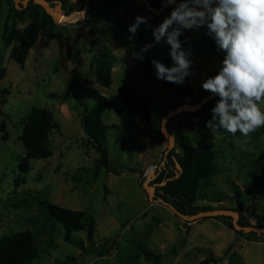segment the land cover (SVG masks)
<instances>
[{
    "label": "rangeland",
    "instance_id": "374dc122",
    "mask_svg": "<svg viewBox=\"0 0 264 264\" xmlns=\"http://www.w3.org/2000/svg\"><path fill=\"white\" fill-rule=\"evenodd\" d=\"M58 1L63 3L64 16L51 26L55 37L43 42L40 35L23 66L11 57L13 43L2 38L11 2L0 0V68H7V75L0 79V122L7 123L10 133L0 144V238L32 231L39 249L33 264H59L69 257H75L70 264H199L213 256L225 258L212 264H230L228 252L240 264H264L263 233L238 234L225 218L184 220L167 203L150 200L143 186L147 170L151 165L159 168L169 144L161 138L158 119L171 108L199 102L210 93L202 82L216 74L224 56L212 38L203 28L184 32L180 38L187 37L194 49L193 74L183 84L171 83L156 78L152 63L160 60L172 65L166 43L149 48L143 61L132 53L154 43V29L170 15L174 4L165 0L160 8H149L148 0H91L94 15L92 23L85 25L77 23L85 17L81 0H65L66 6L64 0L51 3L55 6ZM69 3L77 9L69 12ZM138 15L147 22L129 39L128 26ZM18 25L24 27L20 21ZM104 46L118 57L110 87L103 86L95 74L96 57ZM75 76L110 100L102 117L111 126L105 142L108 166L100 163L101 153L89 142L85 129L86 116L97 102L77 93ZM69 83L75 91H67ZM126 87L136 90L131 106ZM145 101L155 119L148 121L139 114ZM34 106L48 108L59 127L50 135L53 154L30 157L29 170L24 171L20 163L26 147L20 136ZM198 121L187 111L168 124L180 152L183 143L203 136L216 150L217 173L204 185L198 203L214 209L236 207L231 197L238 187L243 190L245 214L254 225L264 226V126L244 137L239 132L199 129ZM131 166L144 174L130 170ZM245 186L251 187L252 194L244 191ZM48 203L85 210L95 220L93 241L86 230H72L74 241H68L69 231L50 217ZM145 250L161 258L147 256Z\"/></svg>",
    "mask_w": 264,
    "mask_h": 264
},
{
    "label": "trees",
    "instance_id": "16d2710c",
    "mask_svg": "<svg viewBox=\"0 0 264 264\" xmlns=\"http://www.w3.org/2000/svg\"><path fill=\"white\" fill-rule=\"evenodd\" d=\"M164 1L165 0H148L153 8H160ZM10 2L11 12L4 22L2 38L8 44L13 43L11 57L24 66L30 50L35 47L40 35H42L43 42H45L46 39H53L55 37L51 29V26L55 21L53 17L47 13L44 7L34 2V0H30L27 6L20 4L21 8L17 7L14 0H10ZM64 3L66 6L67 4L65 0ZM80 7L85 8V17L77 23L90 25L94 15L92 2L81 0ZM68 8V11L72 12L77 9V6L69 3ZM150 13L153 12L150 11ZM19 21L24 24V27L18 25ZM189 46L190 40L185 44V47ZM167 59L169 61L171 60L169 54ZM117 60V55L108 46H104V48L99 51V54L96 57L97 65L95 74L98 81L103 86L110 87L113 84L112 73ZM6 75L7 68L3 66L0 68V79H3ZM74 81L79 88V90H77L78 94H81L82 96L86 95L95 99L97 102L86 116L85 129L86 133L91 138L89 142L95 144L96 148L101 153L100 163L108 166L109 156L105 142L111 126L104 123L102 117L110 100L98 89L83 85L76 76L74 77ZM73 89V84L69 83L67 91H75V89ZM126 89L128 95L127 102L128 105L131 106V100L133 95L136 94V90L134 87H126ZM177 90L180 95H184L185 92L183 89L177 86ZM51 96H56V94H52ZM217 99L218 97H215L205 103L203 107L195 112H191L192 115L199 118V121L197 122L199 129L207 128L206 121L211 117L210 109ZM138 112L148 121L155 119L157 116L151 110L148 101H145L139 107ZM163 118L164 117L161 116L158 120L162 122ZM58 127L59 123L54 120L53 114L48 108L40 106H34L32 108L24 123L22 134L20 136V139L26 147V155L20 163V168L22 170H29L28 159L30 157L48 158L53 154L50 144V135L53 129ZM160 135L162 140H166L162 130L160 131ZM9 137L10 133L7 123L1 121L0 144L2 141L8 140ZM166 149L163 152L159 168L156 170V177L150 182V184L156 185V198H162L165 203L173 204L177 209L186 214H195L199 211L214 209L209 204L201 205L198 203L200 196H202L201 191L203 190L204 185L208 184L209 178L215 175L218 170L216 150L213 148L208 138L203 136L196 142L183 143L182 152L179 151L177 145H175L168 154H165ZM178 164L182 166V170H179ZM130 170L139 172L140 175L144 174V170L138 167L131 166ZM250 188V186L244 187V191L249 195L252 194ZM235 189V195L231 198L235 200L236 207L230 209L240 211L241 224L253 225L249 215L247 216L245 214V204L241 198L243 190L238 187H235ZM156 198H154V201ZM46 208L52 219L60 222L67 228L69 231L66 235L68 241H74L69 234L72 230H86L88 239L93 241L96 232L95 220L90 217L85 210L72 209L56 203H48ZM216 217L225 218L229 227L235 230L230 216L220 215ZM236 232L238 234L245 233L244 231L237 230ZM145 253L147 256L155 259L161 258L160 255L153 254L149 250H145ZM228 256L230 258V264H240L239 260L236 259L235 254L233 255L228 252ZM38 257L39 249L35 244V235L32 231L24 230L0 238V264H33L34 260ZM224 258L225 257L223 256H213L201 260L199 264L218 263ZM70 259L73 260L75 257H69L67 260L62 261L59 264H70Z\"/></svg>",
    "mask_w": 264,
    "mask_h": 264
},
{
    "label": "clouds",
    "instance_id": "9594fccd",
    "mask_svg": "<svg viewBox=\"0 0 264 264\" xmlns=\"http://www.w3.org/2000/svg\"><path fill=\"white\" fill-rule=\"evenodd\" d=\"M174 4L169 16L154 31V43L133 52L135 59L161 42L169 45L172 65L153 60L156 78L183 84L193 74L194 49L185 47L186 30H205L216 49L224 54L215 75L202 82V88L218 99L210 109L206 127L247 137L264 126V0H167ZM147 18L137 16L128 26L134 39Z\"/></svg>",
    "mask_w": 264,
    "mask_h": 264
},
{
    "label": "water",
    "instance_id": "95a60500",
    "mask_svg": "<svg viewBox=\"0 0 264 264\" xmlns=\"http://www.w3.org/2000/svg\"><path fill=\"white\" fill-rule=\"evenodd\" d=\"M17 7L21 8L20 4H23L24 6H27L28 2L30 0H14ZM91 0H86V2H89ZM34 2L42 5L45 10L47 11L48 14H50L55 22H61L64 16V9H63V3L62 1H58V5H52L50 0H34ZM149 8H153L150 3L148 5ZM217 96H214L213 94L209 93L204 97L199 102L196 103H188L185 102L181 105H179L176 108L170 109L165 117L162 120V133L165 136V138L168 140L169 144L166 149L165 154H168L172 148L175 147L176 145V136L172 134L169 130V121L172 117L177 116L178 114L182 112H195L199 108L203 107L205 103L210 101L211 99H214ZM179 170H182V166L178 164ZM178 176V175H177ZM156 177V170H151L147 174V178L143 183L144 189H146L150 200H154V197L156 195V185L150 184V182ZM157 201H162L164 200L162 198H156ZM173 211L179 215L182 219L187 220V221H196L201 218L205 217H216L220 215H226L230 216L232 218V223L237 231H244V232H257V233H263L264 234V226H258V225H243L240 223V211L239 210H234V209H229V208H219V209H209V210H203L199 211L195 214H186L179 209H177L173 204L167 203Z\"/></svg>",
    "mask_w": 264,
    "mask_h": 264
},
{
    "label": "built area",
    "instance_id": "2783aa9c",
    "mask_svg": "<svg viewBox=\"0 0 264 264\" xmlns=\"http://www.w3.org/2000/svg\"><path fill=\"white\" fill-rule=\"evenodd\" d=\"M151 170H156V166L151 165L149 169L147 170V173H149Z\"/></svg>",
    "mask_w": 264,
    "mask_h": 264
}]
</instances>
